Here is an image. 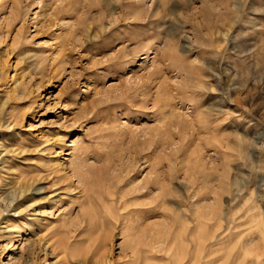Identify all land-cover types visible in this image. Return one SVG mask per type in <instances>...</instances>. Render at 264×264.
<instances>
[{"label":"rangeland","instance_id":"rangeland-1","mask_svg":"<svg viewBox=\"0 0 264 264\" xmlns=\"http://www.w3.org/2000/svg\"><path fill=\"white\" fill-rule=\"evenodd\" d=\"M136 1L0 0V209L32 186L26 212L0 217V264H106L88 244L109 228L112 264L127 251L126 264H264V0H167L142 22ZM84 160L96 167L80 184ZM135 162L131 181L156 172L166 189L128 205L138 258L110 211ZM65 225L69 263L53 246Z\"/></svg>","mask_w":264,"mask_h":264},{"label":"bare ground","instance_id":"bare-ground-1","mask_svg":"<svg viewBox=\"0 0 264 264\" xmlns=\"http://www.w3.org/2000/svg\"><path fill=\"white\" fill-rule=\"evenodd\" d=\"M17 1L18 0H15V2H14V4H16L17 3ZM146 0H138V1H136L135 3H134V9H132V11H131V19H132V21H136V22H142V21H147V20H149V18H151V17H154L157 13H159V10H160V8H163V10H167V9H164L165 8V6H167V3H168V1L167 0H159V5H156V8H155V10H153L154 8V6L152 7V5H154V4H152L151 5V7L149 8V9H146ZM154 3V2H153ZM132 6V5H131ZM72 7H73V5H72ZM72 12V11H71ZM174 13V12H173ZM1 30H2V27H1V21H0V35H2L3 34V32H1ZM1 44V43H0ZM125 58V57H124ZM1 73V72H0ZM1 76V75H0ZM20 86H22V85H20ZM136 86V87H135ZM136 88H138L137 87V85L135 84V85H130V86H125V87H119L118 89H117V91H120V94H121V96H125V95H128L130 92H133V90L134 89H136ZM11 101V97L9 98L8 96L6 97V102H3V103H0L1 105H2V107H5L6 106V104L7 103H9ZM2 113V112H1ZM0 113V119H1V116H2V114ZM4 148V147H3ZM6 152H8V151H6ZM7 154V153H6ZM8 154H9V152H8ZM87 160V159H86ZM88 161V160H87ZM90 163V162H89ZM89 163H87L85 160L84 161H81L80 163H76L77 164V166L75 167V171L73 170V172H74V179L76 180V178L78 179V182L80 183V184H82V182L84 181V182H88V179L91 177L92 178V175H93V172L95 171L94 170V167H96V165L94 164V165H89ZM91 164V163H90ZM137 164H136V162L135 163H133L131 166H129V167H127V176H126V178H127V180H128V182H126V189L130 186L131 188L129 189L128 188V190H122V191H120V192H113V195L111 196L112 197V201H111V205H110V207L112 206V209L110 210V209H108V210H110L111 212H113V214L112 215H114V212H115V215H116V220H118V221H120V222H127V224H124V230H122V232H123V234L126 236V239H127V241H125V246L126 247H128L129 249H131V250H133V254L135 255V250H134V247L135 246H138V244L137 243H135L134 242V240H133V238H132V241L131 242H128V240L131 238V233H130V231H131V228L134 226L133 224H134V221H132V220H130V216L132 215L131 214V212H129V211H127V209H128V205L130 204V203H132V205H133V199L135 198V200H136V198L138 199V197L137 196H142L141 194H143V192L145 191V190H147V184H154V185H159V187H158V189H157V193H155L154 195H157V196H155V199H154V202L156 203L157 202V200H159V197H161V194H162V192L165 190L166 191V189H164V187L160 184V177L156 174V172H154V174H153V176H150V177H147V178H143L142 180H140V181H138V182H134V181H131V180H134V178H133V176L131 175L132 173H134L135 172V166H136ZM71 166V165H70ZM105 168V167H104ZM106 170V169H105ZM155 170V169H154ZM153 170V167L151 168V171L153 172L154 171ZM112 171V170H111ZM115 171V170H114ZM109 172H110V170H109ZM125 172V171H124ZM152 172H151V174H152ZM69 173V172H68ZM123 173V172H122ZM66 174V173H65ZM120 175V174H119ZM125 176V175H124ZM136 180L135 181H137V178H135ZM93 180V179H92ZM91 182V181H90ZM78 183V184H79ZM93 183V182H92ZM110 184V183H109ZM112 184V185H111ZM110 185H111V189H113V190H115V188L117 187V186H113L114 184L113 183H111ZM86 185V184H85ZM213 185V184H212ZM213 187H214V185H213ZM31 188H32V186H29V187H24V186H22V187H20L17 191H15L13 194H12V197H11V199H10V202L8 203V205H7V207H5L4 209H0V217L1 216H3V215H5L6 213L7 214H10V212H15V211H17L20 207H24V212H26L28 209H29V206H27L26 204L28 203V200L27 199H24V196H25V194L27 193V191H28V189H29V192L28 193H31ZM41 190V189H40ZM152 191V190H151ZM215 191V190H214ZM33 193V192H32ZM165 193V192H164ZM110 194H112V193H110ZM214 195V194H213ZM129 196L132 198V199H130L129 198ZM219 196V195H218ZM111 197H109V198H111ZM32 199H34V197L32 198ZM130 200V201H129ZM134 200V201H135ZM209 200V199H208ZM32 201H34V200H32ZM154 202H152V203H154ZM259 202H261V201H259ZM142 204V203H141ZM143 204H145V203H143ZM142 204V205H143ZM219 203L217 202V196H216V198H215V203L213 204V205H208L207 207H205L206 208V211H204L205 210V208L203 207V211H204V213H203V217H204V219H205V217L208 219V220H210V219H215L214 217H216V216H218L219 214H220V206L218 205ZM137 206V205H136ZM140 206V205H139ZM144 206V205H143ZM130 207V206H129ZM133 207V206H132ZM113 208H115V210L113 209ZM140 208V207H139ZM257 208V207H256ZM136 209V208H135ZM200 210V209H199ZM89 211H90V209H89ZM202 211V212H203ZM94 212V211H93ZM97 213H99V211L97 212ZM136 213L139 215V217H141V215H146V214H148L149 215V213H151V210L150 211H147L146 209H144V210H138V211H136ZM195 213V212H194ZM93 214V213H92ZM99 214H102V212H100ZM15 215V214H14ZM151 215V214H150ZM195 215V214H194ZM199 215V214H198ZM200 215H202V213L200 214ZM99 216V215H98ZM107 217V216H106ZM144 217V216H143ZM181 217V216H180ZM198 217V216H197ZM220 217V216H219ZM262 217V216H261ZM80 218H82L81 219V222H78L77 224H79V225H72V227L73 226H75V229H77V230H73V231H80L83 227H85V226H87L88 225V223H90L89 221L92 219V217H91V215L88 213V212H83L82 214H80ZM101 218H104V217H101ZM201 218V217H200ZM199 218V219H200ZM258 218V217H257ZM148 219V218H147ZM260 219V218H259ZM264 219V217L262 218V219H260V221L261 220H263ZM101 220V219H100ZM99 220V221H100ZM107 220H109L108 218H107ZM98 221V222H99ZM110 222V221H109ZM259 222V221H258ZM108 223V222H107ZM261 223V222H260ZM97 224H99V223H97ZM101 224V223H100ZM105 224V223H104ZM108 224H111V223H108ZM140 224V223H139ZM102 225V224H101ZM111 225H113V224H111ZM136 225H137V223H136ZM153 226V225H152ZM154 226H156V227H161L160 225H154ZM261 227H260V233L262 234V236H261V241H263V243H264V220H263V222L261 223V225H260ZM66 227H67V225H65L64 227H62V228H65L64 229V233H62V234H64V236L63 237H61L57 242H53L54 243V245L53 246H56V248L57 249H59L61 252L60 253H62V254H64V259L63 260H65L67 263H69V245H70V241L71 240H73V238H74V236H70V233H68L69 231H67V229H66ZM114 228H115V226H114ZM185 228V227H184ZM113 229V228H112ZM111 229V230H112ZM154 229V228H153ZM72 230V229H71ZM110 230V228L108 229V233H106V234H104V235H102V236H95L96 237V239L95 238H91L90 240H89V242H90V244H88V245H90V250L91 249H93V248H95L96 250L95 251H97V256H96V254H95V256L96 257H98L99 259V262L101 261V263H105L106 262V264L109 262V264H112V261H108L107 262V260H108V258H109V256H110V254H111V249H112V233H110V232H112ZM63 231V230H62ZM61 232V231H60ZM184 232V231H183ZM155 233V232H154ZM79 234V233H78ZM261 234H259V236L261 235ZM73 235V234H72ZM76 235V234H75ZM169 236V235H168ZM53 237V236H52ZM113 237H114V235H113ZM158 237H160V236H158ZM204 237V236H203ZM257 237V236H256ZM258 238V237H257ZM256 238V239H257ZM158 239H161V238H158ZM260 239V238H259ZM152 240H154V239H152ZM200 240V239H199ZM130 241V240H129ZM184 241V240H183ZM197 241H198V239H197ZM201 241H202V239H201ZM164 242L165 241H159V240H157V241H154V243L155 244H157V245H152V244H150V247H153V249H156V250H158V252L159 253H161L162 251H163V249H164ZM260 242V241H259ZM185 243V242H184ZM198 243H200L201 244V242H199L198 241ZM255 244V240L253 241V242H249V246H251L252 244ZM97 244H100V246L101 247H99V248H97L98 246H97ZM200 244H198V246L200 245ZM188 245H190V244H187V246ZM202 246H203V243L201 244ZM237 245V244H236ZM50 246V245H49ZM204 246H205V244H204ZM201 247V246H200ZM258 247V246H257ZM263 247V246H262ZM128 248H127V250H128ZM135 248H137V247H135ZM188 248V247H187ZM199 248V247H198ZM203 248V247H202ZM249 248V247H248ZM264 248V247H263ZM56 249V250H57ZM152 249V250H153ZM171 249H174V244L172 245V247H171ZM204 249V248H203ZM87 250H88V248H87ZM86 250V251H87ZM137 250V249H136ZM151 250V249H150ZM187 250V249H186ZM205 250V249H204ZM254 250V249H253ZM32 251V250H31ZM31 251H28V253H31ZM172 251V250H171ZM259 251V250H258ZM258 251H257V253H258ZM263 252V254H264V249L262 250ZM33 252V251H32ZM90 252H93V250L92 251H90ZM128 252V251H127ZM125 253V252H123V258H122V260H124V264H126L129 260H130V256H129V254L128 253ZM143 252V251H142ZM155 252V251H154ZM153 252V253H154ZM199 251L197 250V253H198ZM96 253V252H95ZM144 253V252H143ZM142 253V254H143ZM151 253V252H150ZM202 253V252H201ZM148 254V253H147ZM200 253H198V255H199ZM203 254V253H202ZM261 254V253H260ZM75 255V254H74ZM132 255V254H131ZM140 255H141V252H140ZM139 255V252L138 253H136V255L135 256H137V258H138V256H140ZM201 255V254H200ZM76 256H78L77 255V253H76ZM75 256V257H76ZM81 256V255H80ZM95 256H93V257H95ZM197 256V254L195 255V257ZM202 256V255H201ZM201 256H198V257H201ZM29 257V256H28ZM72 257H73V255H72ZM91 258L90 260H95L94 258ZM133 257V256H132ZM243 257V256H242ZM263 257H264V255H263ZM24 258V257H23ZM86 258V257H85ZM84 259V258H83ZM129 259V260H128ZM140 260V259H139ZM147 260V259H146ZM194 260H196V259H194ZM199 260H200V258H199ZM241 260V259H240ZM257 260V259H256ZM256 260H255V263H256ZM198 260H196V262H197ZM93 262V261H92ZM193 262H195V261H193ZM118 263V262H117ZM14 264H28V261H26V260H24V259H22L21 261L20 260H16L15 261V263ZM66 264V263H65ZM71 264V263H70ZM86 264V263H85ZM116 264V263H115ZM149 264V263H148ZM257 264H258V262H257Z\"/></svg>","mask_w":264,"mask_h":264}]
</instances>
